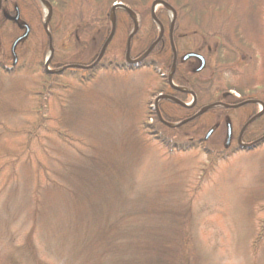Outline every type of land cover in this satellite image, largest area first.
Here are the masks:
<instances>
[{
    "label": "rangeland",
    "instance_id": "1",
    "mask_svg": "<svg viewBox=\"0 0 264 264\" xmlns=\"http://www.w3.org/2000/svg\"><path fill=\"white\" fill-rule=\"evenodd\" d=\"M183 1L175 3L180 4ZM190 1L194 7L192 13L198 15L203 14L204 8L206 12L213 14L218 10L222 11L221 13L229 11L230 16L224 22L226 28L224 25L221 28L226 32L237 29L245 37L237 48L239 51L230 55L237 58L224 73L221 79L222 87L227 83L231 85H236L238 81L243 83L248 76L251 88H256L258 91L262 89L264 84V0H188L189 3ZM205 3L211 5L206 7ZM214 4L218 7H213ZM19 11L20 22L29 26V33L15 47L17 61L13 67L10 45L23 30L13 27L10 31L5 24L6 28L4 26L2 29L4 31H0V64H3L5 68L12 67L7 72L0 70V158L2 155H18L19 145H25L24 141L16 135V131L27 120H31V116L25 113L30 114L29 111L37 105V102H33L29 97V93H32L35 99L36 93L40 91L41 75L37 71L31 74L26 73L19 65L28 59L43 62L47 58L48 51V35L43 22L49 17H46L44 8L40 7L37 11L34 7L22 6ZM169 13L170 11L167 10L168 18L171 14ZM132 16L135 21L139 20L135 12ZM120 19L118 33L114 34L104 53L105 60L123 59L125 39L131 26L128 25L129 15ZM203 20L205 22L198 21L196 25H202L207 30H212L213 28L208 27L217 22L215 18H211V13L206 19L203 17ZM189 23L192 24V22ZM183 24L186 25V23ZM173 32L174 27L172 34ZM49 34L52 39V53L61 55V61L57 64H61L60 62L87 63L98 52L96 47H93V51H89V48L75 50L71 29L60 31L55 36H52L49 30ZM217 36L222 43L226 42L222 34L217 33ZM199 42L197 38L188 37L182 38L177 45L179 44L183 55L188 50H193ZM209 43L214 44V42ZM139 48L138 43L135 42L130 54L137 55ZM210 60L214 62V58L210 57ZM192 61L194 65L198 64ZM160 67L167 73L170 65L163 63ZM74 71H66L68 75L62 79L68 86L54 87L47 98L44 95L46 99L43 100L47 106L46 125L65 130L69 136L66 138V143L40 129L38 133L40 139L35 137L30 140L31 143L27 144L23 157L14 168L10 164L4 166V162L0 161V233L7 234L9 239L16 240L11 249L25 237L34 222H51L50 219H54L57 215L53 214L57 211L54 209L55 206L61 207L59 212H63V215L60 218L66 220L65 210L69 207L67 198L66 200L54 198L57 202L55 203L50 191L53 188L52 183L55 185L51 180L66 188L65 174L71 164L83 165L87 154L91 153L98 154L105 160V156L116 152L118 146L126 147L134 138L140 141L138 133L141 124L154 122L149 111L160 112L162 107L167 115L164 117H169L172 120L171 123L181 117L179 105L174 104L175 101L168 98L170 96L167 97L168 100L158 98L159 94L169 95L166 94L169 85L165 77H160L159 73L151 67L133 70H99L96 76L86 83H80L79 80L83 72ZM198 75L201 80H207V71ZM211 89H213L212 86L209 90ZM228 92L236 97L234 89ZM200 94H202L201 88L198 94L194 93L195 98ZM250 98L257 101V110L263 112L264 101L259 95L253 93L250 94ZM157 99L159 100L155 103ZM191 99L192 96L188 94L183 101L190 103ZM160 113L162 114V111ZM219 113L200 114L186 129L172 131L173 139L188 140L189 136L203 137L212 128L213 132L203 145L209 150L221 151L225 143L226 124L229 123L233 136L230 146H235L236 143L233 140L245 123L250 108L232 107L224 113ZM247 130L251 138L258 137L264 132V121L260 124L250 123ZM141 136L147 142L145 140L141 142V140L140 143H136V148H133L134 155L132 156L131 153V156H127L126 162L121 159L122 165H118L116 170L113 169L111 176L102 173L108 172V169L98 173L118 181L126 179L124 182L129 183L133 167L135 171L143 174L148 172L153 177V181L146 178L141 182L134 176L131 181L133 193L136 192L134 188L139 186L140 182L142 186H146L145 191H151L154 185H162L159 170L166 173L165 178L170 176V171L176 172L178 176L183 175L181 191L168 193L167 201L159 202L160 206L157 207L160 208L161 214H164L165 221H168L166 228L168 230L166 234L170 235L168 239L174 240L172 237H175V240L185 239V244L182 243L180 246L185 263L264 264V236L255 250L252 246L259 224L264 222V142L250 150H238L226 159L211 165L207 155L200 148L170 152L155 139V134L146 133ZM28 149L33 150L34 153ZM26 155L27 158H24ZM133 158H135V164L132 163ZM35 161H39L41 168V170L38 169L39 173L41 172L39 176H36L38 167ZM108 161L110 158H106L105 162ZM43 168L46 170L45 173ZM202 169H205L203 173ZM4 177H7L5 181ZM197 177H200L199 187L186 191L189 184L193 183V186L196 184ZM35 189L40 191L37 200L40 199L41 192L46 189L45 196L41 199L46 210L43 209L42 213L34 214L36 221L33 220ZM168 190L173 188L170 187ZM174 193L177 199L172 196ZM146 197L150 199V196L146 195ZM142 202H144L143 199L135 202L126 200L124 204ZM157 207L154 208L158 209ZM149 208L150 211L154 210L152 206ZM70 212L72 215L66 222L72 229L78 219L74 222L72 209ZM153 215L158 216L151 214L150 218H153ZM38 228L40 229V226ZM44 236L46 234L43 232L34 230L32 240L42 259L52 263V258L45 252L47 247ZM6 245H9L7 240L3 246H0V257H3L1 252L5 250ZM65 251L68 256L69 251L75 250L67 244ZM55 261L58 264L66 263V257L63 255Z\"/></svg>",
    "mask_w": 264,
    "mask_h": 264
},
{
    "label": "trees",
    "instance_id": "2",
    "mask_svg": "<svg viewBox=\"0 0 264 264\" xmlns=\"http://www.w3.org/2000/svg\"><path fill=\"white\" fill-rule=\"evenodd\" d=\"M46 1L52 8L51 18L48 22L51 35L55 36L59 34L60 31L71 29L72 42L75 50L89 48V51H93V47L99 50L110 30L109 12L112 3L115 1L126 3V5H128L139 17V26L132 37L131 48H134V44L137 42L140 47L139 50L142 49L144 45L150 43L157 34L156 27L150 17V5L154 0ZM163 1L168 3L175 10L176 16L174 32L172 34L173 41L179 43L182 38H197L200 42L193 47V50L202 53L206 59L204 69L197 74L189 72L188 70L179 73L178 69H176L172 75V79L176 84L190 87L197 94L199 88H201L202 94L198 96V105L216 101L228 104L239 102L240 100H238V98L228 93L230 89H234L242 97L241 100L249 98L250 94L256 93L259 95L260 99L264 101V84L259 91L256 90V88L253 89L250 87L251 81L248 76L243 83L239 81L236 85L227 83L222 87L223 84L221 79L224 73L229 70L237 58L236 56L232 57L230 55L239 51L237 48L240 47L242 43L241 40H245V37L240 34L237 29L226 32L221 28V26H225L224 22L226 18L230 16L229 11L221 13L222 11L220 12L217 9L218 11L215 14L210 12L211 18H215L217 22L215 25L208 27L213 28L212 30H207V28L202 25H196L198 21L205 22L203 17L206 19L210 15L209 12H206L205 8L203 14L198 15L192 13L194 7L191 1L189 3L188 0H182L183 3L180 4L175 3H179L180 0ZM1 4L0 31H4L2 29L5 24L10 31L13 27L17 28L13 21L5 17V13L7 14L12 11L13 5H17L20 10L22 6H31L36 8L37 11L40 9L37 0H2ZM210 5V3H205L206 7ZM216 6V4L213 5V7ZM227 8H229V5H227ZM115 15L116 27L114 34L116 35L121 24L120 18L126 17L127 13L122 9H116ZM155 16L163 26V35L161 37L163 42L157 44L156 48L149 56L156 61L155 64L157 65L163 63L168 64L171 61L168 36L170 24L164 7L158 6L155 11ZM222 16L224 18H222ZM189 22H192V24ZM183 23H186V25ZM128 25L132 26V21L130 19ZM224 28H226V26ZM217 33L222 34L226 42L222 43ZM209 42H214V44L210 45ZM210 57L214 58L213 63ZM92 58L93 57H91V59ZM59 61H61V55L54 52L49 60L48 66L50 68H55L65 64V62L57 64ZM179 64L181 65V63L177 61L176 66L178 67ZM143 66L151 67L152 65L148 60H144L138 68ZM19 67H22V69L29 74L37 71L41 75V79L39 82L40 91L36 93V98L33 99L32 93H29V97H31L32 101L37 102V105L29 111L30 114L25 113L31 116V120H27L26 123L16 131V135L24 141L25 145H19L18 148L20 149V153L18 155H2V158H0V161H2L1 163L4 162V166L10 164L12 168H14L15 164L23 157L22 155L26 150L27 144L31 143L30 140L35 137L40 139V134H38L40 129L53 134L57 139L65 143L66 138L69 137L65 130L48 127L46 125L45 119L48 118L46 116L47 106L45 102H43L54 87L65 88L68 86L62 79L66 78V75H68L66 71L69 70L64 69L57 73L48 72L42 60L32 61L31 59L25 60ZM1 69L6 72L10 71L0 66V70ZM131 69L133 70L134 67L123 63L122 60L113 59L106 61L103 55L102 59L93 67L81 70L83 75L81 74L79 76V80L80 83L91 81L99 70ZM206 71L208 73L207 80H201L198 74L206 73ZM211 86L213 89L210 91L209 89ZM169 92L181 100L185 99L184 93L178 92L172 88H169ZM44 95H46V98ZM255 106L256 105H253L252 107L253 111L256 109ZM179 108L181 109L182 116L189 111V109L184 107ZM227 110H230V108L215 106L208 109L206 113H224ZM148 113L152 115L155 121L152 123L143 122L139 129V133L141 135H145L146 133L155 134V139L170 152L180 150L186 151L197 147L205 152L208 160H210L209 164L213 165L217 161L226 159L232 153L241 150L240 147L223 148L221 151H216L215 149L209 150L203 145L204 142L192 143L188 140L173 139V134H171L172 131L175 132L179 129H186L193 121L187 122L179 127H168L158 120L154 111H149ZM263 121L264 111L259 117L254 119L252 123L258 122L260 124ZM139 133L138 136L142 140L140 141H146ZM174 136H176V134H174ZM250 136L251 134L246 128L242 137L244 139H250ZM138 140L139 139L135 140V138L131 139L132 142L127 144L126 147L122 146V148H120L118 146L116 149L117 151L114 152L116 154L112 153L110 156H105V160L106 158H110L108 162L101 159L98 154L91 153L87 154V159L84 160L85 162L83 165H81V163L71 164L65 174L66 188L59 185L56 181L51 180L55 184L53 185L52 183L51 187L53 188L52 191H50L53 201H55L54 198H59L60 200H66L67 198L69 207L65 210V221L60 218V216L63 215V212H59L61 207L58 208L57 206L54 208L57 211L53 212V214L57 215L54 219H50L51 222L36 221L34 214H40L46 210V208L44 209L45 204L41 202V199L45 196L44 192L46 189L41 192L39 200H37V197L40 191L35 189L33 192V200L35 203L33 207V220L36 222L32 224L30 231L26 233L25 237L19 241L13 249H11V246L15 244L16 240L12 238L9 239L7 234L0 233V246H3L6 240L7 244H9L6 245L5 250L1 252L3 257H0V264H58L55 259L63 255L66 257V263L63 262L62 264H173L175 261L177 264H186L182 256V250L180 249L182 243L185 244V239L180 238L175 240V237H172L174 240L168 239V237H170V235L166 234L168 232L166 229L168 221H165V218H163L164 214L162 215L160 208L157 207L160 206L159 202L167 201L168 193L181 191L183 186V175L178 176L176 172L170 171L171 177L167 176L165 178L166 173L159 170L163 184L154 185L151 191H145L146 186H142L143 184L141 182L145 181L146 178L153 181V177L149 175L148 172L143 174L139 171H135L133 167L129 176V183L128 181L124 182L126 179L123 180L121 178L123 181H118L103 177L98 173V171L102 172L104 169H108V172L102 173L110 175L111 171H114L113 169L116 170L118 165H122L121 159L126 162L127 156H131V153L132 156L134 155L133 148H136V143H140ZM28 150L34 153L33 150ZM24 158H27V155ZM134 162L135 158L132 159V163ZM35 163L38 167L36 168V176H39L41 174V172L39 173L38 171V169L41 170L39 161H35ZM204 170L205 169H202L201 172L203 173ZM43 171L44 173L46 172L44 168ZM202 173L200 175H202ZM134 176L141 181L139 186L134 188L136 191L135 193H133L131 187V181ZM6 178L4 177V181ZM199 178L200 177L196 178L197 181L194 186L193 183L189 184L187 190H185L190 191L198 188L200 185V183H198ZM172 183L174 185H167ZM37 186H39L38 183ZM170 187L173 188V190H168ZM162 193H166V195H162ZM146 195L150 196V199L146 197ZM172 196L177 199L176 193L172 194ZM141 199H143L144 202L124 204L126 200L135 202ZM55 203L57 202L55 201ZM151 206L152 208L157 207L158 209L154 208V210L150 211L149 207ZM70 209H72L74 213L72 217L73 221L78 219V221L73 224L72 229H70L71 226L66 222L68 221L67 218H70L72 215ZM58 214L60 215L58 216ZM151 214L158 216L153 215L154 217L150 218ZM38 226H40V229ZM43 228L45 229L44 231L42 230ZM34 230H39V232L46 234V236L43 237L47 247L45 252L52 258V263H47L43 260L39 251L36 249L34 241L32 240ZM263 236L264 222H261L253 239V250H255L263 240ZM67 244L72 250H75L69 251L68 256L65 251Z\"/></svg>",
    "mask_w": 264,
    "mask_h": 264
},
{
    "label": "water",
    "instance_id": "3",
    "mask_svg": "<svg viewBox=\"0 0 264 264\" xmlns=\"http://www.w3.org/2000/svg\"><path fill=\"white\" fill-rule=\"evenodd\" d=\"M41 3H44L48 6V13L50 14L51 13V8L50 6L48 5L47 2H45V0H39ZM158 3L164 5L165 7L167 6L165 2L163 1H158ZM115 8H121V9H124L125 11H127L130 15L132 14L131 10L129 9V7H127L126 5H124L123 3L119 2V3H115L112 7V13L114 11ZM16 9V13L14 16L10 17L11 20L15 21V22H18V11H17V8ZM18 25L20 27H24V32L23 34H21L20 36H18L12 43V46H11V50H12V53L14 54V46L15 44L22 38H24L26 35H27V32H28V26L25 25V24H20L18 22ZM136 30V25L134 26V28L132 29V31L129 33L128 37H127V40H126V44H125V54H124V59L127 63H130L132 65H137L138 62L141 61V59H143L147 53L149 52L150 48L147 49L145 52H143L142 54L138 55L137 57L135 58H130V40H131V37L133 35V33L135 32ZM160 30H161V27H160ZM115 31V20H114V17L111 18V27H110V32L107 36V38L105 39V41L103 42V44L101 45L100 49H99V52L98 54L96 55L94 61H92V63H89V64H86V65H81V64H67V65H64L62 67H59L55 70H52V69H47L48 71L50 72H59V71H62L63 69H65L66 67L68 68H89V67H92L93 65H95L100 59L101 57L103 56V53L105 51V48L107 46V44L109 43L110 39L112 38L113 36V33ZM162 31V30H161ZM161 34V33H160ZM160 36V35H159ZM159 38V37H158ZM172 49H173V52H174V48L172 46ZM190 56H196L198 57L200 60H201V65L199 68H201L204 64V58L200 55V54H196V53H193V52H190V53H187L186 55H184V58H187V57H190ZM168 81L170 82V79H168ZM175 88H177L176 86H173ZM179 103H181L179 101ZM183 104V103H181ZM185 105V104H183ZM214 106V104L212 105H208L202 109H200L195 115H193L192 117H190L189 119L199 115L200 113H202L203 111H205L207 108L209 107H212ZM189 119H184V120H181L177 123H168V122H164L166 125L168 126H178L180 124H183L185 123L187 120ZM211 133V129L208 130L204 136V139H206L208 137V135ZM239 138H240V135H239ZM264 138V135L261 136L260 138L252 141V142H249V143H242V142H239V144L241 145V147L243 148H251L253 147L254 145H256L258 142H260L261 140H263ZM229 140H230V128L228 126V129H227V135H226V143H225V146L229 143Z\"/></svg>",
    "mask_w": 264,
    "mask_h": 264
},
{
    "label": "flooded vegetation",
    "instance_id": "4",
    "mask_svg": "<svg viewBox=\"0 0 264 264\" xmlns=\"http://www.w3.org/2000/svg\"><path fill=\"white\" fill-rule=\"evenodd\" d=\"M152 42L153 41H151L147 45H144V49L149 48L150 45L152 44ZM162 42L163 41L161 39L158 40L155 43V45L152 47L150 53L153 52V50L156 48V45L157 44L162 43ZM171 42L173 43L174 52H173V49L171 47ZM169 44H170L169 48H170V53H171V63H174V68L176 67L175 65H176V62L177 61H179L181 63V65L179 64V66L175 68L174 72L176 71V69H178V72L179 73L184 72L185 70H188L189 72H192V73H196L197 74V73L201 72L204 69V66H205L206 62H204V65H203L202 69L199 68V66L201 65L200 64L201 61H200V59L198 57H192V56H190L188 58H184V54L187 53V52H190V50H188L187 52L183 53V55H182V52H181L182 49H179V44L177 45L176 42L171 41V40H169ZM150 53L148 54V56L145 59V61L148 60V62L152 65L151 67L153 68V70H155V71H162L164 73V71L162 70V68L160 67V65L159 64L158 65L155 64L156 61L152 57L149 56ZM197 53H199V52H197ZM173 58H175L174 62H173ZM192 60L196 61L198 63V65H194V63H193ZM204 61H205V59H204ZM166 94H168V93H166ZM253 104H254V102H250V103H247V104L242 105V106L250 107V113L247 114L246 121L253 116L252 115V112H253V110H252ZM188 109H189V111L186 113L185 118H188V117L192 116L195 112L198 111L199 108H198L197 100ZM161 111H162V113L164 111V109L162 107L160 109V112ZM189 139L192 140L191 137H189Z\"/></svg>",
    "mask_w": 264,
    "mask_h": 264
},
{
    "label": "bare ground",
    "instance_id": "5",
    "mask_svg": "<svg viewBox=\"0 0 264 264\" xmlns=\"http://www.w3.org/2000/svg\"><path fill=\"white\" fill-rule=\"evenodd\" d=\"M44 11H45V13H46V11H47V7L45 6V8H44ZM105 51H106V48H105ZM104 51V52H105ZM55 68H59L58 66L57 67H55Z\"/></svg>",
    "mask_w": 264,
    "mask_h": 264
}]
</instances>
